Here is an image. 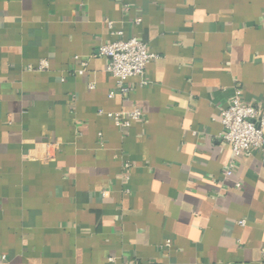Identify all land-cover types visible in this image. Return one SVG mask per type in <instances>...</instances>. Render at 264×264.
Listing matches in <instances>:
<instances>
[{
    "label": "crops",
    "instance_id": "crops-1",
    "mask_svg": "<svg viewBox=\"0 0 264 264\" xmlns=\"http://www.w3.org/2000/svg\"><path fill=\"white\" fill-rule=\"evenodd\" d=\"M129 37L156 58L110 98L96 50ZM235 88L264 112V0H0V264H264V150L223 175Z\"/></svg>",
    "mask_w": 264,
    "mask_h": 264
},
{
    "label": "built area",
    "instance_id": "built-area-1",
    "mask_svg": "<svg viewBox=\"0 0 264 264\" xmlns=\"http://www.w3.org/2000/svg\"><path fill=\"white\" fill-rule=\"evenodd\" d=\"M139 21V20H137ZM111 27V22L106 21ZM96 54L107 59L106 69L115 78V86L109 92V97L126 96L130 87L125 85L127 78L143 75L147 64L156 58V54L148 49L146 43L136 37L118 38L97 47ZM86 61L80 62L78 74L86 70ZM47 61L41 60L38 69H45ZM234 95L229 105L221 111V140L230 145L232 160L223 172L224 176L232 175L237 159L252 149L264 150V112L254 105L244 103L240 97V89H234ZM109 117L119 128H127L132 120L140 119L142 112L134 108L130 112H110ZM128 166V164H126ZM243 224V221H239ZM166 246L170 240H166ZM264 253V252H263ZM108 261L113 263L114 257Z\"/></svg>",
    "mask_w": 264,
    "mask_h": 264
}]
</instances>
